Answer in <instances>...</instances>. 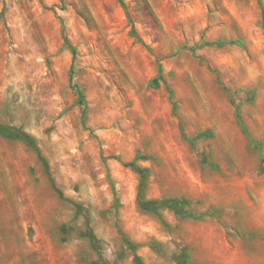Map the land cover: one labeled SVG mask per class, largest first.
I'll list each match as a JSON object with an SVG mask.
<instances>
[{
	"label": "rangeland",
	"instance_id": "1",
	"mask_svg": "<svg viewBox=\"0 0 264 264\" xmlns=\"http://www.w3.org/2000/svg\"><path fill=\"white\" fill-rule=\"evenodd\" d=\"M122 2L0 0V264H264V0Z\"/></svg>",
	"mask_w": 264,
	"mask_h": 264
},
{
	"label": "trees",
	"instance_id": "2",
	"mask_svg": "<svg viewBox=\"0 0 264 264\" xmlns=\"http://www.w3.org/2000/svg\"><path fill=\"white\" fill-rule=\"evenodd\" d=\"M118 1L121 3L122 7L125 9V5L122 2V0H118ZM262 17H263V27H264V13H263ZM219 44H223V42H219ZM161 71H162L161 67H159V71H158L159 76L158 77H160ZM78 97L80 98V101H83V95H82L81 92H78ZM136 169H137L139 174H143L144 173L143 169H140V168H136Z\"/></svg>",
	"mask_w": 264,
	"mask_h": 264
}]
</instances>
